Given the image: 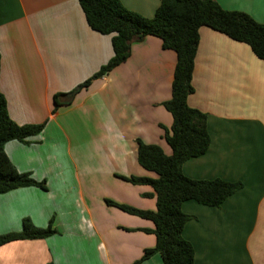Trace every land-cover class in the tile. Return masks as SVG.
Wrapping results in <instances>:
<instances>
[{"label":"crops","instance_id":"obj_1","mask_svg":"<svg viewBox=\"0 0 264 264\" xmlns=\"http://www.w3.org/2000/svg\"><path fill=\"white\" fill-rule=\"evenodd\" d=\"M264 24V0H215ZM150 18L159 0H120ZM113 55L111 35L89 28L77 0H0V92L18 125L42 124L26 143L4 150L13 166L43 181L46 190L19 188L0 194V236L19 233L28 219L37 228L50 220L45 239L0 246V264H133L155 246L151 221L105 200L155 211L150 186L122 177L157 178L137 162V144L171 149L163 139L172 117L176 54L147 36L129 58L54 112L55 94L89 79ZM193 93L187 105L206 114L207 152L183 163L194 180L240 181L243 187L219 207L185 201L191 218L182 236L194 264H264V62L249 47L209 28L199 29ZM140 264H162L154 254Z\"/></svg>","mask_w":264,"mask_h":264},{"label":"trees","instance_id":"obj_2","mask_svg":"<svg viewBox=\"0 0 264 264\" xmlns=\"http://www.w3.org/2000/svg\"><path fill=\"white\" fill-rule=\"evenodd\" d=\"M77 1L89 28L101 35H111L113 55L73 90L55 94L53 112L59 106L71 104L75 96L94 80L124 63L130 56L131 45L147 36L158 38L163 49L176 54L171 97L162 103L172 117L171 128H163V139L172 153L166 155L159 146L136 140L138 164L155 173L157 178L119 176L133 185L150 186L156 195V209L145 211L111 200H105V203L154 225L153 230L141 231L154 234L155 246L144 250L141 258L133 264H140L156 253L162 264H194V249L182 236L184 225L191 218L182 212V204L191 200L203 206L219 207L243 187L240 181L190 179L181 170L184 162L204 155L210 145L206 114L187 105V97L193 93L191 81L199 29L206 27L247 45L253 55L264 62V24L257 23L246 13L226 11L215 0H159L150 18L126 9L120 0ZM43 128L44 123L16 124L9 117L5 98L0 92V194L26 187L46 190L43 181L34 180L30 173L19 172L4 150L9 141L26 143ZM55 233L52 220L42 229L24 219L19 233L0 236V246L17 240L45 239Z\"/></svg>","mask_w":264,"mask_h":264}]
</instances>
